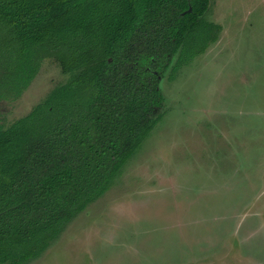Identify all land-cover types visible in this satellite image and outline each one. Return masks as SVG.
Listing matches in <instances>:
<instances>
[{"label":"trees","instance_id":"trees-1","mask_svg":"<svg viewBox=\"0 0 264 264\" xmlns=\"http://www.w3.org/2000/svg\"><path fill=\"white\" fill-rule=\"evenodd\" d=\"M213 0H0V102L42 63L67 80L0 115V264H30L112 185L162 119V79L217 40ZM168 73V75H167Z\"/></svg>","mask_w":264,"mask_h":264},{"label":"rangeland","instance_id":"rangeland-1","mask_svg":"<svg viewBox=\"0 0 264 264\" xmlns=\"http://www.w3.org/2000/svg\"><path fill=\"white\" fill-rule=\"evenodd\" d=\"M203 18L217 40L162 79V119L30 264H264V0H213ZM66 80L45 60L0 102L5 126Z\"/></svg>","mask_w":264,"mask_h":264}]
</instances>
